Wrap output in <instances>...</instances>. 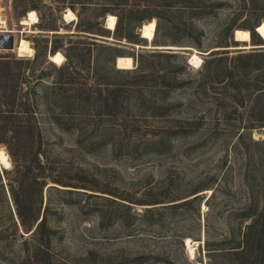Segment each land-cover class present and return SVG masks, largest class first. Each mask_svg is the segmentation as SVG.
Listing matches in <instances>:
<instances>
[{"label": "rangeland", "instance_id": "rangeland-1", "mask_svg": "<svg viewBox=\"0 0 264 264\" xmlns=\"http://www.w3.org/2000/svg\"><path fill=\"white\" fill-rule=\"evenodd\" d=\"M153 20L163 48L134 47ZM2 21L30 51L0 50V264H264V0H0Z\"/></svg>", "mask_w": 264, "mask_h": 264}, {"label": "bare ground", "instance_id": "bare-ground-1", "mask_svg": "<svg viewBox=\"0 0 264 264\" xmlns=\"http://www.w3.org/2000/svg\"><path fill=\"white\" fill-rule=\"evenodd\" d=\"M66 19L73 21V20H76L77 17L72 11L69 10L66 13ZM38 23H39V17L35 11H31L26 17V19L23 20V24L26 26H33V25H37ZM0 24L3 25L4 28L6 27V23L4 21H2ZM116 25H117L116 17L112 15L108 16L106 20V29L111 32L115 31ZM258 26H259L258 29L255 31L257 32L259 37L264 42V23ZM140 33H141L142 39H145L148 42L149 46L137 45L138 48L140 47L147 48V49L163 48L160 46L159 47L153 46V42L155 40V33H156V21L155 20L144 23L142 27L140 28ZM234 33L236 35V38H234V40L236 42H242L245 44V46H243L242 49L248 50V49L254 48V46L251 43V32L248 29H237L236 31H234ZM261 47L264 48V45ZM16 48H17V51H19V53L27 54L30 51V42L28 40L23 39L18 43ZM179 49L185 50V49H190V48H179ZM228 49H231V48H228ZM193 52L194 54L190 56L189 58V65H191L194 68H200V66L202 65V59L199 56V52L196 50H194ZM50 61L56 65H62L65 62V57L61 52H57L50 56ZM116 66H117V69H120V70H131L135 67V63H134L133 58L131 57H119L116 60ZM0 166L3 170H10L12 168L11 159L8 153L6 152V150L2 147L0 148ZM191 244H192L191 241L187 239L186 247L188 248L187 250L189 252V256L192 257L195 255V247H193Z\"/></svg>", "mask_w": 264, "mask_h": 264}, {"label": "trees", "instance_id": "trees-1", "mask_svg": "<svg viewBox=\"0 0 264 264\" xmlns=\"http://www.w3.org/2000/svg\"><path fill=\"white\" fill-rule=\"evenodd\" d=\"M27 7H30V6H27ZM31 8L35 10L37 8V6L33 5ZM34 10H31V11H34ZM31 11H29L28 14ZM68 60H69V58H68ZM19 158L20 157H18V159ZM15 164H16V167H19V164H18L17 161H15ZM11 191H12V195H14L12 188H11ZM17 213H18V217L17 218H18L19 227H21L22 230H24V231H28V233H30V235H39V233H41V231L45 228V226L47 224V219H46V216L45 215L41 219H39V220L36 219V218L35 219L34 218H27V217H25L23 215L22 209L20 207L17 208ZM217 246H219V245H216V246L215 245H211L210 241H206L205 242V247L208 248L207 249L208 251L215 250V249H209V248L210 247H217ZM239 252H242L243 256L245 257V255H248L249 249H247L246 246L244 245ZM209 254H211V253H209Z\"/></svg>", "mask_w": 264, "mask_h": 264}, {"label": "water", "instance_id": "water-1", "mask_svg": "<svg viewBox=\"0 0 264 264\" xmlns=\"http://www.w3.org/2000/svg\"><path fill=\"white\" fill-rule=\"evenodd\" d=\"M258 27L259 26H256L255 30H257ZM14 34H15V31H7V30H5V31L0 32V50H14L15 49L16 46H15V36H14ZM233 37L236 38L235 33L233 34ZM136 45H139V44H135L134 47H136ZM140 48L142 49L143 47H140ZM259 48L262 49V47H259V46L255 47V49H259ZM181 51H191V50L190 49H185V50H181ZM214 51H216V50H213L212 52H214ZM212 52L207 53V54L206 53H202V55L209 56ZM1 173L2 174L4 173L3 169H1Z\"/></svg>", "mask_w": 264, "mask_h": 264}]
</instances>
